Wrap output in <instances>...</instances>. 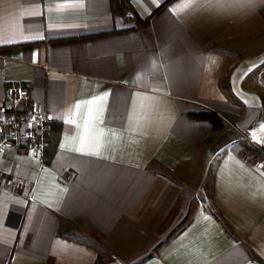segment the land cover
I'll use <instances>...</instances> for the list:
<instances>
[{"label": "crops", "instance_id": "1", "mask_svg": "<svg viewBox=\"0 0 264 264\" xmlns=\"http://www.w3.org/2000/svg\"><path fill=\"white\" fill-rule=\"evenodd\" d=\"M12 85L50 122L0 152V264H264V0H0Z\"/></svg>", "mask_w": 264, "mask_h": 264}, {"label": "built area", "instance_id": "2", "mask_svg": "<svg viewBox=\"0 0 264 264\" xmlns=\"http://www.w3.org/2000/svg\"><path fill=\"white\" fill-rule=\"evenodd\" d=\"M5 97L6 104L0 107V152L14 147L41 156L50 122L48 111L33 106L26 85L8 86Z\"/></svg>", "mask_w": 264, "mask_h": 264}, {"label": "trees", "instance_id": "3", "mask_svg": "<svg viewBox=\"0 0 264 264\" xmlns=\"http://www.w3.org/2000/svg\"><path fill=\"white\" fill-rule=\"evenodd\" d=\"M202 116L208 118L212 124H213V130L215 132L221 130L224 127V121L222 120V118L214 111H207V112H203L201 113ZM244 152H252L255 154H259L261 156H264V150H261L257 147L252 146L250 143L248 142H244ZM96 264H103V262L99 259L98 262H96Z\"/></svg>", "mask_w": 264, "mask_h": 264}, {"label": "snow or ice", "instance_id": "4", "mask_svg": "<svg viewBox=\"0 0 264 264\" xmlns=\"http://www.w3.org/2000/svg\"><path fill=\"white\" fill-rule=\"evenodd\" d=\"M248 2H249V3H251V2H252V0H248ZM185 6H187V4H185Z\"/></svg>", "mask_w": 264, "mask_h": 264}]
</instances>
